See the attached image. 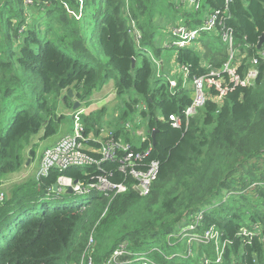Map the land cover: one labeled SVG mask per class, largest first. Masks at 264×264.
Listing matches in <instances>:
<instances>
[{"label":"trees","instance_id":"16d2710c","mask_svg":"<svg viewBox=\"0 0 264 264\" xmlns=\"http://www.w3.org/2000/svg\"><path fill=\"white\" fill-rule=\"evenodd\" d=\"M26 1L0 0V184L24 167L33 137L59 131L65 115H56L52 98L71 111L73 125L85 108L86 134L100 137L107 107L88 108L112 82L117 98H143L148 131L140 149L123 138V128L109 131L136 150L152 147L144 163L157 161L159 173L147 196L112 164L103 165L113 173L110 180L128 186L116 196L93 192L79 201L57 192L60 175L82 179L81 169L52 170L16 184L0 202V264H107L122 244L133 254L125 260L141 257L149 264H264V43L258 49L264 0H194L198 9L181 0ZM216 11L244 57L240 73L256 60L259 75L253 86L237 88L221 104L207 100L173 128L168 117L181 115L193 98L184 79L163 76L148 58L154 49L162 62V44L171 37L169 31L159 41L156 32L165 23L153 20L196 29ZM134 32H140L138 41ZM221 32L217 27L202 34V52H176L178 64L189 66L190 82L227 62ZM136 107L129 97L117 125L130 129L127 118ZM30 155H36L33 149ZM207 233L218 237L207 241ZM190 235L200 240L188 243Z\"/></svg>","mask_w":264,"mask_h":264},{"label":"built area","instance_id":"2783aa9c","mask_svg":"<svg viewBox=\"0 0 264 264\" xmlns=\"http://www.w3.org/2000/svg\"><path fill=\"white\" fill-rule=\"evenodd\" d=\"M226 1L229 3L231 0ZM26 2L28 4L32 3L31 0ZM181 2L195 6L196 9L199 8V3L197 4L194 0H181ZM217 27H221L222 39L230 49L229 59L220 70L217 69L218 72H215L214 68L210 66L209 69L211 71L208 74L195 77L192 80L195 93L192 104L181 115L173 114L168 117V122L173 128H181L183 119L189 121L196 111L205 105L207 100L221 104L224 98L237 88L253 86L259 75V71L256 68V60L251 61V67L248 71L240 73L244 57L235 48L234 34L223 25L221 11H216L208 16L204 23L196 29H189L183 24L172 27L170 30L171 37L163 43V48H177L176 52H178V50L184 48L194 47L199 52H202L203 47L199 42L202 34L210 33ZM172 74L182 75L184 79L183 85H185L189 79L190 69L187 66L177 67V70L173 71ZM171 84L172 87L176 88V82H171ZM143 110H146L145 104L143 105ZM85 112V109L79 110L74 115L72 132L64 136L54 147L44 152L38 175L35 178L41 180L48 177L52 170L64 173L72 169H81L82 179L64 174L60 175L56 183L57 192L61 193L70 188L73 194L80 196H88L93 192L103 194L105 197H110L112 194L116 196L127 192L128 186L125 182L114 183L110 180L113 177V173L105 172L103 165L112 164L117 165L118 172L122 173L126 179L130 178L132 180V188L140 196H147L152 183L156 180L159 173V163L157 161H152L149 164L144 163V160L150 156L152 147L147 150H136L131 144L121 139L116 140L111 131L105 132L103 130L100 137H94L92 133L86 134L83 119L81 118ZM93 144H98L99 147ZM4 199L3 193L2 195L0 194V202H3ZM191 228L195 229L194 226ZM215 237H218V235L213 233L205 235L207 241ZM198 240L200 239L197 238L196 241ZM113 254L114 257L111 260L109 259L110 261L107 264H118V257L120 261H126V257L133 256L127 251V244L120 245ZM138 261L149 264L146 259L141 257L129 259L128 264Z\"/></svg>","mask_w":264,"mask_h":264},{"label":"rangeland","instance_id":"374dc122","mask_svg":"<svg viewBox=\"0 0 264 264\" xmlns=\"http://www.w3.org/2000/svg\"><path fill=\"white\" fill-rule=\"evenodd\" d=\"M82 16H78V20L81 19ZM155 23H159L160 26L165 23L163 25V27H161L160 30H158L156 32L157 37H159V41H161L162 39L167 37L168 32L171 30V26H168L166 24V19L163 18H155L153 20V24ZM88 26L90 28H92L90 20L88 21ZM166 26V27H164ZM134 36L136 38V40L138 41L140 39V32H138V34H136V32H134ZM166 41V40H165ZM172 39L170 40L171 43ZM162 59L163 61L161 62V60H158L156 51L154 49H151L149 51V53L147 54L148 58L153 61V63L156 62L157 64V68L158 70L161 68V71H164L162 74L163 76H172V72L177 70V67H185L187 65H180L177 62V56H176V50L177 48H170V49H164L163 48V44H162ZM228 49V57L230 55V49L229 47ZM229 59V58H228ZM142 61L143 58H140L138 60V66L141 67L142 66ZM162 64H164L165 66V70H163V66ZM189 67V66H187ZM155 73L158 74V71L155 70ZM160 73V70H159ZM158 76V75H157ZM173 77V76H172ZM175 77H178L179 79H183L182 75L177 74ZM172 82H176V84L178 83L177 80L176 81H172ZM170 86L172 87V84L170 83ZM184 87H186L189 90V95L194 98L195 93L193 90V85L192 82H190L189 80L186 82V84L184 85ZM129 97H131L133 100H137L138 101V107H136L134 109V111L130 112L129 117L127 118V123L130 124L131 128L127 129L125 127V125L123 126H119L117 125V122L119 120V117L122 116L124 114V112L126 111L125 108V102L127 100H129ZM74 99V97H73ZM143 105H144V100L142 97H140L139 95L132 93L131 96L125 95L122 98H117L115 91H114V84L113 82L110 83L107 87L104 88V90L102 92H97L95 93V95L92 98V104L91 106L88 108L89 111L94 110H98L101 109L103 107H107V114L106 117L104 119V131L107 132L109 130L111 131H117L119 129L123 128V138L126 139H130L132 140V143L134 144V146H136L137 148H141L142 147V136L148 131V124L146 122V120L142 117V111H143ZM51 106L53 108V110L55 111L57 116H61V115H65L64 120L61 123L60 129L59 131L47 138V139H42L43 136V132L40 133L39 135L33 137L31 139V142L28 146L25 147V157L27 159L26 164L24 165V167L21 169L20 172L14 174V175H10L7 177H3L1 184H0V194L6 197L9 194V190L15 186L16 184L19 183H23L27 180H29L30 178L33 177H37L38 175V170L40 168V164L42 161V157L44 152L53 147L60 139H62L64 136L70 134L72 132L73 129V121L72 118L70 116H67L68 113H71V111H69L68 109H65V105L57 102L54 98L51 99ZM85 109V108H83ZM86 110V109H85ZM31 149H33L36 153L35 156H31L30 152ZM68 190H70V188L66 189L65 191L61 192L62 194H65ZM73 195V194H71ZM74 199L82 201V200H86L85 196H80V195H75ZM88 203V201H86ZM195 227V226H194ZM190 230H193L192 228H190ZM185 231H183L184 233ZM182 234V233H181ZM183 235V234H182ZM187 236V234H184L183 239H185ZM197 235L191 236L190 235V239L188 241V243H190L191 241H196L197 239ZM114 257L111 256L110 260ZM109 260V261H110ZM117 263L118 264H128L129 262V258L126 261H120L119 257L117 258ZM142 264H145L143 261H141Z\"/></svg>","mask_w":264,"mask_h":264},{"label":"water","instance_id":"95a60500","mask_svg":"<svg viewBox=\"0 0 264 264\" xmlns=\"http://www.w3.org/2000/svg\"><path fill=\"white\" fill-rule=\"evenodd\" d=\"M263 43H264V36H263V37L261 38V40H260V43H259L258 49H261ZM135 63H136V61L134 60V64H133L134 67H135ZM213 70H214L215 72H218L217 69H213ZM68 97H69L70 99H73V91H69V92H68ZM79 108H80V103L75 102L74 107H73V110H74V111H77ZM151 137H152L153 140L155 139V132H153V133L151 134ZM154 144H155V140H154ZM68 193L72 194V190L70 189V190L68 191Z\"/></svg>","mask_w":264,"mask_h":264},{"label":"crops","instance_id":"0c3cea01","mask_svg":"<svg viewBox=\"0 0 264 264\" xmlns=\"http://www.w3.org/2000/svg\"><path fill=\"white\" fill-rule=\"evenodd\" d=\"M103 90H104V89H103ZM103 90H101L100 92H102ZM93 110H94V109H93ZM96 110H97V109H96ZM88 111H89V109H88ZM69 114H70V113H68L67 115H69ZM60 140H61V139H60ZM60 140H59V141H60ZM59 141H58V142H59ZM58 142H57V143H58ZM57 143H56V144H57Z\"/></svg>","mask_w":264,"mask_h":264}]
</instances>
